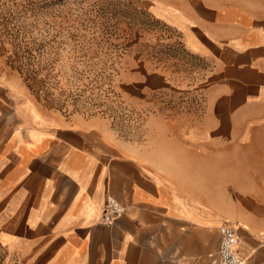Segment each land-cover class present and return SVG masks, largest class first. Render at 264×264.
Masks as SVG:
<instances>
[{
  "label": "crops",
  "instance_id": "crops-1",
  "mask_svg": "<svg viewBox=\"0 0 264 264\" xmlns=\"http://www.w3.org/2000/svg\"><path fill=\"white\" fill-rule=\"evenodd\" d=\"M132 1L190 59L146 55L133 81L146 150L0 79L6 264H221L223 223L264 264V0ZM107 195L124 212L103 225Z\"/></svg>",
  "mask_w": 264,
  "mask_h": 264
},
{
  "label": "rangeland",
  "instance_id": "rangeland-1",
  "mask_svg": "<svg viewBox=\"0 0 264 264\" xmlns=\"http://www.w3.org/2000/svg\"><path fill=\"white\" fill-rule=\"evenodd\" d=\"M146 55L190 63L132 0H0V79L61 119L104 122L141 151L146 99L133 81Z\"/></svg>",
  "mask_w": 264,
  "mask_h": 264
},
{
  "label": "built area",
  "instance_id": "built-area-1",
  "mask_svg": "<svg viewBox=\"0 0 264 264\" xmlns=\"http://www.w3.org/2000/svg\"><path fill=\"white\" fill-rule=\"evenodd\" d=\"M124 212L123 205L113 196L107 195L105 207L102 210L100 222L103 225H110L116 217ZM221 241L218 249V258L221 264H244V259L240 257L235 246L241 241L235 228L229 223L219 226Z\"/></svg>",
  "mask_w": 264,
  "mask_h": 264
}]
</instances>
